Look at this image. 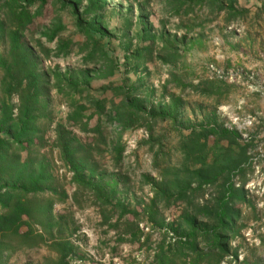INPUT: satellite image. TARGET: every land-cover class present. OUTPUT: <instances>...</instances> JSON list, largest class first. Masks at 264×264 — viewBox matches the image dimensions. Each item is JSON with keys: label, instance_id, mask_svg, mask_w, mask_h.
Segmentation results:
<instances>
[{"label": "rangeland", "instance_id": "obj_1", "mask_svg": "<svg viewBox=\"0 0 264 264\" xmlns=\"http://www.w3.org/2000/svg\"><path fill=\"white\" fill-rule=\"evenodd\" d=\"M101 1L96 10V0H81L80 29L71 7L76 0H49L27 33L38 38L61 27L56 40L41 38L52 50L45 65L54 70L55 122H64L82 104L89 116L93 110L87 102L105 101V113L88 121L90 127L99 124L100 134L74 130L94 145L80 174L84 183L74 182V172L60 159L53 130L40 151L57 190L69 196L53 205L60 223L53 227L54 237L76 247L68 264H169V259L175 264H264V0ZM138 2L154 44L138 37ZM94 19L97 26L91 24ZM172 44L175 57L166 61L164 47ZM94 45L103 46L106 57L100 50L90 56ZM138 49L141 58L135 55ZM59 83L64 84L61 92ZM132 101L145 112L130 108L131 124L121 128L115 110L126 111ZM212 127L229 137L205 138ZM192 133L205 144L199 158L214 166L211 178L216 179L194 181L186 198L176 200L174 194L166 201L153 183L172 188L188 170L201 167L194 163L198 154L187 159L183 149ZM118 147L123 148L119 161ZM89 182L109 200L86 186ZM240 194L242 201L233 197ZM221 208L239 216L227 233L229 252L219 259L211 249L213 230L219 228L215 212ZM47 257L57 259L47 247L35 245L18 250L7 264H43Z\"/></svg>", "mask_w": 264, "mask_h": 264}, {"label": "trees", "instance_id": "obj_2", "mask_svg": "<svg viewBox=\"0 0 264 264\" xmlns=\"http://www.w3.org/2000/svg\"><path fill=\"white\" fill-rule=\"evenodd\" d=\"M48 1L0 0V264H7L9 257L21 248L35 245L45 246L57 255V259L45 258L43 264H68V257L75 254L76 247L67 238L54 237L53 227L60 226V223L54 220L53 205L55 202L65 203L69 196L65 191L57 190L55 186L57 180L50 173L51 165L44 162V156L39 159L40 151L45 148L46 133L53 130L55 135L53 147L58 151L60 159L69 170L74 172L73 181L77 184L84 183L80 174L84 168L88 167L87 162L94 145L81 141L74 130L83 134H100L99 124L90 127L88 121L92 115L101 117L105 113L104 100L84 101L92 108V114L85 116V105L82 104L83 106H77L72 113L68 114L64 122H55L51 101L54 70L45 65L51 57L52 50L45 46L41 38L45 37L46 42L56 40L61 27L38 38L32 37L31 34H29L30 37L27 35L35 18L41 15ZM176 1L183 5L180 0ZM229 1L231 4L233 0ZM134 2L136 4L137 0ZM80 3L81 0H76L71 7L77 27L82 29L80 24L83 19L78 13ZM137 6L141 14L138 37L141 41H150L154 44L156 37L151 34L148 27L147 15H143L141 6H144L139 2ZM94 8L96 10L102 8V1L96 0ZM89 12L91 7L86 9L85 14ZM91 24L98 25L95 19ZM128 25L131 27V24ZM101 29L100 26L97 28L99 33L102 32ZM150 47L152 46L149 45L145 49L148 56L152 55ZM164 48L167 52L164 59L166 61L174 59V45H165ZM59 51L60 49L54 52L53 56L57 57ZM94 52H99L106 57L101 45L99 47L94 45V51L90 53V56ZM142 53L143 50L138 49L135 55L141 58ZM110 74L111 71H108L106 74H101V77ZM55 80H58L57 74ZM63 87V83L56 85L57 92H61ZM83 92L85 91H81ZM130 108L145 112L133 101L128 104L124 112L116 109L115 121L121 128L131 124ZM151 114V112L148 113V115ZM229 134L223 130L218 131L216 127L205 130V138L219 135L220 139H227ZM192 135L195 134L192 133L186 138L183 149L187 150V159L197 153L194 163L200 164L201 167L195 171L188 170L181 184L176 182L172 186L175 191L164 185L153 183V187L158 188L157 191L155 190L156 193L165 196L166 201H169L174 194H176L174 197L176 200L186 198V193L194 181L210 183L216 179L211 178L216 173L214 166L206 164L204 159L199 158L205 144H199ZM115 151L119 161L123 148L118 147ZM86 186L96 191L105 202L109 200V196L100 187L90 182L86 183ZM43 194L48 195L44 198L38 197ZM233 197L241 200L243 196L240 194ZM156 198L157 196L152 199L149 207L151 219H154L153 215L156 213ZM220 204L225 208L223 199ZM226 209L221 208L220 214L216 215L219 228L216 227L212 233L211 251L217 253L219 259L229 252L227 233L232 226L233 216L226 213ZM36 226L40 229H35ZM190 246L191 252L195 253V244L192 243ZM168 263L175 264V261L169 259Z\"/></svg>", "mask_w": 264, "mask_h": 264}, {"label": "crops", "instance_id": "obj_3", "mask_svg": "<svg viewBox=\"0 0 264 264\" xmlns=\"http://www.w3.org/2000/svg\"><path fill=\"white\" fill-rule=\"evenodd\" d=\"M141 8H142V11L145 9V8L142 7V6H141ZM237 200L242 201V199H241V200H240V199H237ZM221 206H222V204H221ZM220 212H221L220 209H219V210H216V212H215V216L218 215V214H220ZM226 213L231 214V216H233V217L231 218V220H234L235 218H237V215L239 216V213L236 212L235 210H229V209H226ZM215 220H216V219H215ZM216 222H217V220H216Z\"/></svg>", "mask_w": 264, "mask_h": 264}]
</instances>
